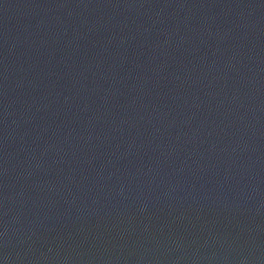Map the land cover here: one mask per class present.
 I'll return each mask as SVG.
<instances>
[{
	"label": "water",
	"instance_id": "95a60500",
	"mask_svg": "<svg viewBox=\"0 0 264 264\" xmlns=\"http://www.w3.org/2000/svg\"><path fill=\"white\" fill-rule=\"evenodd\" d=\"M0 264H264V0H0Z\"/></svg>",
	"mask_w": 264,
	"mask_h": 264
}]
</instances>
